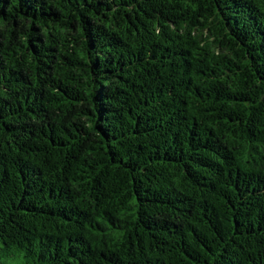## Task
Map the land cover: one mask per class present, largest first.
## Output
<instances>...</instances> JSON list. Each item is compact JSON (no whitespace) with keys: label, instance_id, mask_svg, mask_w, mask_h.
Here are the masks:
<instances>
[{"label":"trees","instance_id":"16d2710c","mask_svg":"<svg viewBox=\"0 0 264 264\" xmlns=\"http://www.w3.org/2000/svg\"><path fill=\"white\" fill-rule=\"evenodd\" d=\"M0 264H264V0H0Z\"/></svg>","mask_w":264,"mask_h":264}]
</instances>
